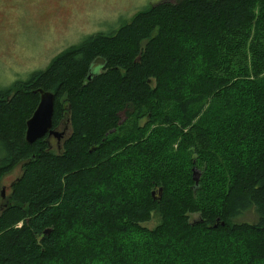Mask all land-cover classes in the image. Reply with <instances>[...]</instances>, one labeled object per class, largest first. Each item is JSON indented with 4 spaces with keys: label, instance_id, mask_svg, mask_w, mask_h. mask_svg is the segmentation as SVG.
<instances>
[{
    "label": "trees",
    "instance_id": "16d2710c",
    "mask_svg": "<svg viewBox=\"0 0 264 264\" xmlns=\"http://www.w3.org/2000/svg\"><path fill=\"white\" fill-rule=\"evenodd\" d=\"M89 37L0 91V264H264V0L157 2ZM39 90L60 148L26 142Z\"/></svg>",
    "mask_w": 264,
    "mask_h": 264
},
{
    "label": "rangeland",
    "instance_id": "374dc122",
    "mask_svg": "<svg viewBox=\"0 0 264 264\" xmlns=\"http://www.w3.org/2000/svg\"><path fill=\"white\" fill-rule=\"evenodd\" d=\"M166 1L0 0V91L46 70L56 56L89 36L108 33L139 11ZM21 174L19 166L4 179L6 195ZM253 219L250 212L240 221ZM158 222L154 217L146 226L153 229Z\"/></svg>",
    "mask_w": 264,
    "mask_h": 264
},
{
    "label": "water",
    "instance_id": "95a60500",
    "mask_svg": "<svg viewBox=\"0 0 264 264\" xmlns=\"http://www.w3.org/2000/svg\"><path fill=\"white\" fill-rule=\"evenodd\" d=\"M101 74L100 70H90L88 80H91L93 77ZM40 95V102L35 110L31 119L27 122L26 130V142L28 144H34L40 139L47 138V141L51 140V137L60 142V139L63 138L66 134V131H58L53 129V115H54V106H55V95L51 92H45L44 90L38 91ZM200 177L199 172L196 170L193 171V179L198 183ZM5 189L2 190L3 200L6 198ZM47 231L46 233H48Z\"/></svg>",
    "mask_w": 264,
    "mask_h": 264
},
{
    "label": "flooded vegetation",
    "instance_id": "af4514ba",
    "mask_svg": "<svg viewBox=\"0 0 264 264\" xmlns=\"http://www.w3.org/2000/svg\"><path fill=\"white\" fill-rule=\"evenodd\" d=\"M93 70H100L102 72V67L97 65V66H94L93 67ZM66 131V134L63 138L60 139V142L57 141V139H55L54 137H51V140L54 142H56V145L58 146V148H60L61 144L65 141V139H67L70 135V130H69V127H65L63 130H58V131Z\"/></svg>",
    "mask_w": 264,
    "mask_h": 264
},
{
    "label": "bare ground",
    "instance_id": "6f19581e",
    "mask_svg": "<svg viewBox=\"0 0 264 264\" xmlns=\"http://www.w3.org/2000/svg\"><path fill=\"white\" fill-rule=\"evenodd\" d=\"M58 141V140H57Z\"/></svg>",
    "mask_w": 264,
    "mask_h": 264
}]
</instances>
